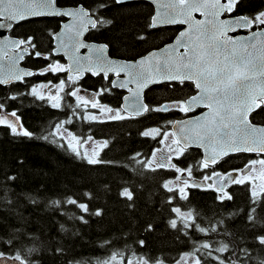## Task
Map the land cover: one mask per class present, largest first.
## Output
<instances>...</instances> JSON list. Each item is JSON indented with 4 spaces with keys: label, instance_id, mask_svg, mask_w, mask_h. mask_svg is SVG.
<instances>
[{
    "label": "snow or ice",
    "instance_id": "snow-or-ice-1",
    "mask_svg": "<svg viewBox=\"0 0 264 264\" xmlns=\"http://www.w3.org/2000/svg\"><path fill=\"white\" fill-rule=\"evenodd\" d=\"M132 0H113L117 5L131 3ZM154 5L152 14L148 18L147 29L158 30L164 26L184 25L171 45H165L159 50H152L135 59L122 62L109 56V44L90 43L86 34L99 31L110 26L113 21L101 15L111 5L107 0H0V87L23 83L27 86V95L37 100L50 103L51 108L60 109L59 102L65 93L75 97L76 101H83V105L76 103L79 109L85 110L84 120L88 121L87 108L98 109L100 115L107 114L112 121H124L146 117L153 113H183L186 117L190 112L199 108L207 109L194 117H187L170 123L171 132L163 126H152L142 130L144 138L156 140L157 143L167 141L180 145L176 148L175 156L170 152L151 167L150 158L140 160V153L133 154L137 163H143L152 171L158 169L171 170L176 181L184 187H169L171 181L162 185L168 193V203L187 200L185 188H204L205 181H212L207 188L217 193L216 200L221 205L233 200V194L227 189L232 186H245L248 190V207L228 213V219H234L242 212L245 214V225L242 231H229L226 218L220 216L218 220H210L207 226H201L199 216L193 217L191 212L182 216L179 221L172 218L169 221L171 229L192 239L191 232L203 234V238L194 241L192 250L175 258L172 264H264V124L254 122L261 112H264V9L254 13L243 12L245 0H148ZM194 13H199L202 19H196ZM40 18H55L59 23L57 30L48 29L47 39L50 47L43 48L37 35L13 36L14 29L22 22ZM246 32L247 35L238 36L235 33ZM136 39L145 41L147 33L139 34ZM83 50V51H82ZM57 57H63L67 64L61 63ZM40 59L45 64L38 69H24L20 67L25 59ZM6 62V63H5ZM56 75L55 81L47 80L37 85H29L26 78L34 76L46 77ZM85 73L100 76L105 84L89 95L88 99L80 95L81 89L75 87ZM123 76V78H121ZM75 77V79H74ZM191 83L195 94L187 98H163L156 104L145 102V90L152 86L163 85L167 89L175 90ZM37 87L47 89L45 96L37 92ZM115 89L127 91L122 97L121 108L100 104L97 97L111 94ZM11 93L12 89H8ZM87 95V90H85ZM17 95L0 98V126L10 129L12 135L31 137L29 130H23L19 124L20 117L17 110L5 111V101L17 100ZM127 113V114H125ZM253 113H256L254 116ZM14 118L13 119H10ZM67 123H72L67 119ZM90 122H103L98 115L92 114ZM52 131L44 135L43 139H51L64 147L66 137H71L77 145H84L82 152L74 147L71 140L67 142V149L87 162L89 165H113V161L100 158L99 152L92 148V155L87 150L92 137L77 139L70 131L63 127L62 122L50 126ZM18 128L22 129L18 131ZM159 138V139H157ZM102 149L109 148L105 141L100 145ZM202 149L199 160L186 163L191 156L190 148ZM255 154L259 159L244 160L241 166L223 169L225 163H230L237 154ZM155 156V150L150 157ZM260 166V182L255 175ZM200 171L202 181L191 180L193 171ZM178 174V175H177ZM186 174V175H185ZM17 177L8 175L0 184L10 185ZM10 188L0 190V204L7 206L12 212L18 205L19 194L13 192L16 199L9 196ZM27 196L33 204L39 203L35 196ZM86 196L91 194L86 193ZM120 196L134 206V192L123 187ZM51 206H75L82 213H90L89 205L77 199L67 197L63 201L51 200ZM175 214L181 213V208L171 207ZM91 215L101 216L102 210L97 209ZM191 218V220H189ZM22 222L24 217L19 216ZM78 219L87 223L84 215ZM63 229V225H61ZM154 226L149 223L145 231H153ZM30 236L21 233L19 228L13 229V235L6 240L0 239V244L9 251L0 250V264H35L27 259V253L15 249L16 235ZM259 247L260 254L250 247L249 237ZM215 237H227L217 240ZM139 246H145V241H138ZM35 248L28 249V253L35 252ZM54 252L63 256L66 249L57 247ZM133 255H136L133 253ZM120 259L121 264H134L133 260L123 253H113L104 264H111ZM142 264H166L153 257H140ZM67 264H78L73 260ZM139 264V261L137 262Z\"/></svg>",
    "mask_w": 264,
    "mask_h": 264
},
{
    "label": "trees",
    "instance_id": "trees-1",
    "mask_svg": "<svg viewBox=\"0 0 264 264\" xmlns=\"http://www.w3.org/2000/svg\"><path fill=\"white\" fill-rule=\"evenodd\" d=\"M91 2V0H89ZM111 5L101 15L111 19L110 26L98 31V40L110 45V54L120 57L134 56L150 47H158L171 41L181 29L180 25L162 27L158 30L147 29L148 18L152 13V4L144 0ZM243 12L254 13L264 9V0H245ZM39 35L40 27L53 26L52 20L45 18L27 23ZM147 33L145 41H138L139 34ZM97 35V34H96ZM45 44V41H44ZM50 41L48 42V46ZM12 91L9 93L8 89ZM20 91L28 90L26 85L18 86ZM15 85L0 87V98L12 95ZM158 101L169 98L172 94L180 95L183 90L159 88L156 91ZM26 94V93H24ZM17 95V100L5 101V111H20L19 124L23 130L33 135L24 137L12 135L10 129L0 126V181L8 175L17 179L10 185L0 184V190L11 189L8 193L13 199L19 194L18 205L12 212L7 206L0 204V239L6 240L13 235V229L19 228L21 233L30 234L24 237L16 235L15 249L27 253V259L35 264H67L73 260L78 264H104L113 253H123L129 258L153 257L166 263L192 250L193 242L203 238L199 232H191L192 239L171 229L169 221L176 217L170 211L177 206L191 212L193 217L199 216L198 223L207 226L210 220L226 218L229 231H242L245 225V214L242 212L234 219H228V213L248 207V190L245 186H237L233 191V200L224 205L217 202V194L207 189H192L187 200L168 203V193L162 185L171 178V174L163 169L152 171L143 163H137L133 154L140 153V160H147L152 150L158 146L156 140L140 135L149 125H162L169 130L170 120L182 118L181 113H153L140 120L127 119L114 123L95 126L93 134L104 138L109 148L100 152V158L113 161V165H89L85 160L76 157L66 146L60 147L51 139L42 137L52 131L51 125L66 122L68 130L79 137L89 134V129L81 127L77 118L72 116L70 108L53 109L40 105L36 101ZM154 115V117H153ZM255 116L256 113H253ZM256 123H264V112L257 116ZM22 129L18 128V131ZM159 139V138H157ZM134 192V206L129 207L126 199L120 196L123 187ZM91 194L90 197L85 194ZM35 196L39 203L33 204L27 196ZM67 197L77 199L89 205L90 213L102 210L101 216L85 214L72 205L55 207L51 200L63 201ZM24 217L22 222L19 216ZM84 215L87 223L78 217ZM154 226L153 231H145L147 225ZM63 225V229L61 228ZM215 239H228L215 237ZM145 241L141 247L138 241ZM250 247L260 254L259 247L249 237ZM57 247L66 249V254L59 256L54 252ZM36 251L28 253L27 250ZM0 250L9 251L4 244ZM135 253L136 255H133Z\"/></svg>",
    "mask_w": 264,
    "mask_h": 264
},
{
    "label": "flooded vegetation",
    "instance_id": "flooded-vegetation-1",
    "mask_svg": "<svg viewBox=\"0 0 264 264\" xmlns=\"http://www.w3.org/2000/svg\"><path fill=\"white\" fill-rule=\"evenodd\" d=\"M152 12H153V10H152ZM40 19H45V18H40ZM48 19H51L52 20V23H55V24H53V26H51L49 28H47V27H45V28L44 27L38 28L39 31L41 32V34H39V35L35 34L34 29L28 27V24H27L30 21H37L39 19L22 22L20 25H18L14 29V31H13V33L11 35L22 37V36H26V35H33V34H35L38 37H40V43L43 45V48L44 49H47V48H49L51 46V45L48 46L49 40L47 39V35H46L47 30L48 29L57 30V26H58V23H59L58 19H55V18H48ZM164 27H170V26H164ZM238 33H245V32L241 31V32H238ZM238 33H235V35L238 34ZM86 36H87V39H88L89 42L106 43L104 41L98 40L99 37H100V33H98V31L89 32V33L86 34ZM44 41H45V44H44ZM158 47H160V46H158ZM158 47H156V48H158ZM151 49H155V47H150L148 49H145L141 53H139L137 55H134V56H128V57H120V56H116V55H112V56L118 57V58H122V59H135V58H137V57L145 54L146 52H148ZM109 54H110V49H109ZM57 59H60L61 63H63V64L65 63V60H64L63 57H57ZM44 64H45V61H43V60H40V59H28V58H26L25 61H22L20 65L21 66H24V67H27V68H30V69H38V68H40ZM56 75L64 76L66 74L65 73H59V74H55V75L54 74H48L46 77L34 76V77H31V78H26V79H27L29 85H37L38 83H44L47 80L55 81ZM74 79H75V77H74ZM103 84H105V81L100 76H92L91 73H85L84 76H83V79H79L77 81V84L75 85V87H79L81 89L80 95L81 96H84L85 99H88V96L94 94L95 90L99 89L101 87V85H103ZM13 85H15V91L12 92V95H15V94L20 95V94L26 93V94L23 95L24 98H29L30 101H36L40 105H45V106L51 107L49 102L40 101V100H37L35 97H32L30 95H27V91L28 90H25V91L17 90L18 89V86L25 85V84H23V83H14ZM159 88L167 89L163 85H156V86H152L148 90H145V95H144L145 102H147L149 104H156L158 102L157 95H156L157 92L156 91H158ZM66 89H67V87H66ZM85 90H87V95L85 94ZM175 90H183V92H181L180 95H178V96H176V94H172L169 98H172V99H175V98H187V97L195 94L194 88L191 85V83H186L185 86H183V87H179L178 86V87L175 88ZM66 92L67 91L61 93V96L63 97V99L60 100L61 108L58 109V110H63L64 108H70L71 111H72V116H74V117L77 118V123L79 124V126L86 127L87 129H89V134L86 135V136H84V137L91 136L93 138V140H95L94 143H95L96 147H99L100 152H101L103 149L100 147V145H102L106 141V139L96 137L93 134V131L96 129L94 127L95 126H100V125H103V124L114 123V122H117V121L110 120L107 114L100 115L99 112H98V109H95V110L94 109H91L90 105L87 108V114L89 116V120L88 121L84 120L83 117H84V114H85V110L83 109V107H81L79 109L76 107V103H80L81 105H83V101H76V98L75 97H69V96H67L65 94ZM124 94H125V91L124 90L115 89V90L112 91L111 94H107V95H104V96H101V97H97V99H98V101H99L100 104L107 105L109 107H114V108H121L122 97H123ZM14 107L17 109V112L20 111V106H18L17 103L15 104ZM206 110L207 109L199 108L195 112L188 113L187 114V117H194V116H196V115H198V114H200V113H202V112H204ZM8 113H10V112H8ZM92 114L98 115V119L101 120V121H103V122H90V118H91V115ZM125 114H127V113H125ZM165 114H168V113H165ZM180 115H182V118H185L186 117L183 113H181ZM153 117H154V115H153ZM140 119L141 118H136V119H131V120L138 121ZM174 120L175 119L172 118L170 120V123H173ZM62 123H63V127L62 128L68 130V128L66 126V122H62ZM158 125L159 124L149 125L147 129H150L152 126H158ZM162 125H159V126H162ZM168 131H170V132L172 131L171 130V127H169V130ZM72 135L73 136H76L79 139L82 138V137H79L77 135H74L73 133H72ZM159 144H158L157 147H155L152 150V152L159 147ZM176 146L177 147H180V145H176ZM189 151L192 154H191L190 157H188L186 163L190 164V163H192L193 160H199L200 159L201 153H202V150L201 149H196L195 147H193V148H190ZM100 152H99V154H100ZM166 155H168V154L165 153L164 151H159L156 154V157H157L156 163H157V161L162 160L163 157H165ZM172 155L175 156V154H172ZM149 158L151 159V157H149ZM256 158H257V156L255 154H248V153L242 154V155L237 154V156H234L231 159V162L230 163H225L223 165V169H230V168L238 167V166H241V164L243 163L244 160L256 159ZM155 165L152 166V167L154 168ZM166 171H168L171 174V178H169L167 180V182L175 179L174 178V175H173V171H171V170H166ZM191 180L196 181L197 183H200L202 181L201 172L194 170L193 171V175L191 177ZM211 183H212V181H205L204 182V184H205V187L204 188H196V187H188V188H185V194L188 196L190 194V192H191L192 189H207V190H211L210 188H207V185L208 184H211ZM236 187H237L236 185H232L227 190L230 193L234 194L232 190H234ZM211 191H213V190H211ZM186 211L187 210H182L181 209V213L186 212ZM176 219L179 221V218L178 217Z\"/></svg>",
    "mask_w": 264,
    "mask_h": 264
},
{
    "label": "rangeland",
    "instance_id": "rangeland-1",
    "mask_svg": "<svg viewBox=\"0 0 264 264\" xmlns=\"http://www.w3.org/2000/svg\"><path fill=\"white\" fill-rule=\"evenodd\" d=\"M65 91H68V88L65 89ZM37 92L38 93H42L45 96H47V94H48V90L47 89H41L39 87H37ZM60 95H61V93H60ZM1 114H2V111H0V115ZM10 119H13L14 120V118H11V117H10ZM64 131H65V129L64 128H61V132H64ZM77 139H79V138H77ZM172 139H174V137H171L170 136L167 141L161 142L159 144V147L157 149H155V156L154 157H151V159H150L151 167L156 164V159H157L156 154L159 151H164L167 154H169L170 152L172 154H175V151L174 150L176 148H178V147L175 144H172ZM69 140H71V137H66L65 141H63L62 143H64L65 146L67 147V142ZM71 142H72L73 146L74 147H78L80 151L83 152L85 150V146L84 145H82V144L81 145H77L75 140H71ZM94 142H95V140L92 139V141L89 142L88 147H87V150H88L90 156L92 155V148H95L97 152H100L99 147H96V145H95ZM68 150L71 151L70 149H68ZM259 158L260 157H257L256 159H259ZM256 167H257L258 171H257V173L255 175L257 176L258 183H259L260 182V179L259 178L261 176V171L259 170L260 169V166L259 165H257ZM183 186L184 185L180 181H176L175 179L171 180V183H169V187H183ZM187 213H188V211L183 212V213L176 214V217H178L180 219L182 216H187ZM189 220H191V218H189ZM131 259L133 260L134 264H137L138 261H139V264H142V261H140V259H138V258H131ZM111 264H121V261H120L119 258H117V260L114 261V262H111ZM166 264H172V263H166Z\"/></svg>",
    "mask_w": 264,
    "mask_h": 264
},
{
    "label": "water",
    "instance_id": "water-1",
    "mask_svg": "<svg viewBox=\"0 0 264 264\" xmlns=\"http://www.w3.org/2000/svg\"><path fill=\"white\" fill-rule=\"evenodd\" d=\"M133 1V0H132ZM145 1H148V0H145ZM153 6V9H154V5H152ZM194 15V17L196 18V19H202V17L200 16V14L199 13H194L193 14ZM182 26V28L180 29V30H182L183 28H185L186 26H184V25H181ZM179 30V31H180ZM179 31L177 32V34L174 36V38L171 40V41H169V42H167V43H165V44H163V45H161L160 47H158V48H155V49H151V50H149L148 52H150V51H152V50H159V49H161V48H163L165 45H171V44H173L174 43V41H175V38L177 37V35H178V33H179ZM248 33H238V34H236V35H238V36H243V35H247ZM90 43H95V44H97V45H99V44H105V43H96V42H90ZM148 52H146V53H148ZM145 53V54H146ZM145 54H143V55H145ZM109 56L111 57V58H113V59H115V60H117L118 62H122L123 60H127V59H122V58H117V57H113V56H111L110 54H109ZM142 56V55H141ZM138 58V57H137ZM64 60H65V63L64 64H67V60L64 58ZM6 63V62H5ZM20 67L21 68H24V69H30V68H27V67H24V66H21L20 65ZM121 78H123V76L121 77ZM122 90V89H121ZM125 91V94L124 95H127L128 93H127V91L126 90H124ZM123 95V96H124ZM123 103V102H122ZM122 103H121V106H122ZM207 111V110H206ZM187 117H185V118H181V119H175L174 121H173V123L175 122V121H179V120H182V119H186ZM258 124H264V123H258ZM171 130H173L172 128H171ZM202 150V149H201ZM203 151V150H202Z\"/></svg>",
    "mask_w": 264,
    "mask_h": 264
}]
</instances>
